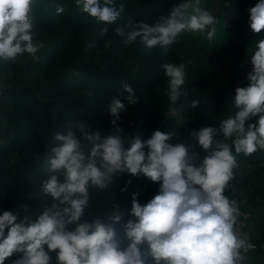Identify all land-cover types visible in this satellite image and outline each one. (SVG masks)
I'll return each instance as SVG.
<instances>
[{
    "label": "clouds",
    "instance_id": "1",
    "mask_svg": "<svg viewBox=\"0 0 264 264\" xmlns=\"http://www.w3.org/2000/svg\"><path fill=\"white\" fill-rule=\"evenodd\" d=\"M33 4L34 0H0V61L15 62L24 54L39 59L45 43L35 38ZM75 4L104 25L100 37L115 24L112 31L122 45L138 43L147 51L167 48L184 33H199L211 41L219 23L201 7V0H182L152 24L132 20L117 24L125 4L117 6L116 0ZM55 8L57 15L64 12L62 5ZM247 11L250 30L261 33L264 0ZM111 44L108 40L105 47ZM248 62L252 66L248 84L235 89L234 114L218 125L189 132L203 156L192 144L169 143L174 133L157 129L142 139L120 127L125 102L134 106L140 99L126 82L108 106L112 120L107 134L79 121L71 122L63 134H54V144L47 145L43 155L33 154L46 174L39 189L47 202L35 219L29 215L20 219L13 210L0 214V264L12 257L11 264H244L255 245L240 230L243 213L237 201L225 192L235 191L231 181L237 156L264 150V39L256 41ZM191 63L162 64L167 79L163 93L172 103L188 95L182 89ZM199 104L193 99L188 106L196 109ZM123 174L159 182L158 193L145 204L138 201L139 192L133 193L130 210L112 202L86 218L87 210L95 208L90 203L93 195L106 193ZM120 191H127V186ZM21 207L27 210V205Z\"/></svg>",
    "mask_w": 264,
    "mask_h": 264
},
{
    "label": "rangeland",
    "instance_id": "2",
    "mask_svg": "<svg viewBox=\"0 0 264 264\" xmlns=\"http://www.w3.org/2000/svg\"><path fill=\"white\" fill-rule=\"evenodd\" d=\"M179 2L182 0H116L117 6L120 3L125 4V10L116 23L123 24L132 20L152 24L159 15H166L171 6ZM257 2L258 0H201V7L211 11L219 21L216 25V36L211 41L199 33H184L167 48L157 46L147 51L138 43L122 45L120 38L112 31L115 24L108 25V34L100 37L98 31L104 25L82 13L75 0H34L31 16L36 31L35 38L43 41L45 48L38 53V60L24 54L15 62L0 61V143L4 146L10 144L9 136L13 133L11 128L7 129L8 125L12 126L10 118L22 127L21 132L25 135L34 134L35 128L30 124L32 118L27 110L16 106L18 103L24 105V101H30L21 98L23 96H28L42 105L51 101L55 94V98L65 102L68 109L85 112L89 117L91 115L87 123L93 130L107 134L112 120L107 111L109 105L103 107L97 104L100 100L97 92H88L87 87L81 89L86 83L78 69L92 67L118 71L125 77L121 82L128 80L127 83L140 98L134 106L125 102L126 111L121 113L118 122L120 127L139 134L142 139L150 137L157 129L174 133L169 143L192 144L203 156L204 153L195 146L189 132L204 126L218 125L222 119L234 114L232 102L235 89L248 84L246 77L252 67L248 61L255 51L256 41L264 39V30L255 34L248 23L247 10ZM55 5H62L64 12L57 15ZM108 40L112 44L106 48L105 42ZM189 60L192 63L187 67L188 78L182 89L188 95L181 96L172 103L163 93V89L167 87L164 73L160 77L155 74L159 70L163 71V63L179 64ZM77 72L79 75L75 74ZM108 82L114 91L120 90L118 80L113 82L109 79ZM95 90L97 88L93 89ZM193 99L200 101L196 109L188 106ZM91 105L98 109L90 108ZM14 143V148L0 153V208L3 211L22 213V217L25 209L21 206L27 205V208L33 209L31 214H39L43 204L47 202L39 189V182L46 178V174L36 165L33 154L43 155L48 150V143L39 137L20 147V139ZM242 156L244 155L237 156L238 167L234 170V195L243 200L245 208L249 210V196L259 186L264 188V150L250 155L257 159L254 162H249ZM29 175L31 178L25 177ZM142 178L143 175L118 176L106 193L93 195L90 203L95 208L87 210L86 218L90 219L97 212H102L106 204H119L115 194L125 186H128L125 193L129 196L151 189L147 200L138 199L141 204L147 203L158 193L160 184L149 179L142 182ZM240 178L245 182L238 187ZM129 180L131 184L127 183ZM226 192L231 195V190ZM131 203L132 198L127 199L123 208L130 210ZM263 203L264 189L257 196L256 207L260 212L257 211L256 216L254 215V221L264 220ZM37 206L38 211L35 210ZM249 224L245 231L247 234ZM249 236L253 244L259 245L264 241V233L260 231ZM12 259L15 257L9 258L8 264H11Z\"/></svg>",
    "mask_w": 264,
    "mask_h": 264
},
{
    "label": "trees",
    "instance_id": "3",
    "mask_svg": "<svg viewBox=\"0 0 264 264\" xmlns=\"http://www.w3.org/2000/svg\"><path fill=\"white\" fill-rule=\"evenodd\" d=\"M78 71H80V73L82 74V79L86 83V85L81 86V89L82 88L84 89L87 87L86 89H88V92H95V93L97 92V94L100 97V100H98L99 103H97V104H99L103 107L105 105H109L112 98H116L120 93L123 92L122 84L125 82H121V79H123V78L125 79V77L123 75H120V73H118V71L100 70L98 68L93 69L92 67H90V68L89 67H87V68L81 67L78 69ZM162 73H163V71L159 70L158 72H156L155 75L157 77H160L162 75ZM136 74H139V72H137ZM148 75H150V74H148ZM115 77H117V78H115ZM109 79L112 80L113 82H114V80H118V84L121 85L120 90L114 91L113 88H111L109 86V82H108ZM119 81L122 84L119 83ZM127 82H128V80H126V83ZM155 84H156V82H155ZM95 88H97V90L93 91V89H95ZM194 88L195 87H193V89ZM189 89H190V87H189ZM54 95H53V99L51 101L45 102L42 105H39L38 101H36L34 99L32 100V98H30L28 96L21 97L24 100H30V101L28 103H26L24 101V105L18 103L16 106L20 107L21 109L27 110L28 115H30V117L32 118V121L30 124L35 128L33 130V133L35 135L34 134L25 135L23 132H21L22 127H20V125L17 122L13 121L10 118V121L12 122L11 123L12 126H9V125L7 126V129L11 128V130H13V133L10 134V136H9L10 137L9 138L10 144H8L7 146H4L0 143V153L1 152H8L12 148H14V145H15L14 142L17 139H20V144L18 145V147L22 146L23 144L25 145L27 143H32L33 141L37 140L38 137H39V139L46 141L48 143V145L54 144V140H53L54 134H56V133L63 134L65 132V128H67L71 122L79 121V122H86L87 123L90 120L91 115L89 117L88 116L89 114H87L85 112H79L77 109L76 110L68 109L66 107L67 106L66 103L65 102L63 103L61 100L56 99ZM17 97L20 98V96H17ZM90 108H92L94 110L98 109L95 105H91ZM242 157L246 158L247 161H249V162H254L257 160L256 158H254V156H242ZM36 175H38V174H36ZM143 178H144V176H143ZM143 178H142V180H143ZM142 182H144V181H142ZM233 183H234L233 186L235 188L236 179H234ZM127 188H128V186H127ZM139 193H140V195L138 196L137 199H141V200L145 201L146 197L149 195V193H151V189H147V190H144V191L139 192ZM127 194H128L127 192L121 193L120 190H118L117 193L115 194V196L119 199L120 206L122 208L126 205L127 199L132 198V196H129ZM230 196H229V198H230ZM32 210H33L32 208H27V210L25 209V215H29L33 219H35V217L38 215V212L31 214ZM35 210L38 211L39 206L35 207ZM248 211L250 213L249 221H248V224H249L252 213H251L250 209ZM21 214L22 213H20L19 215H21ZM127 218H130V217H126V219ZM117 227L119 230V226H117Z\"/></svg>",
    "mask_w": 264,
    "mask_h": 264
},
{
    "label": "crops",
    "instance_id": "4",
    "mask_svg": "<svg viewBox=\"0 0 264 264\" xmlns=\"http://www.w3.org/2000/svg\"><path fill=\"white\" fill-rule=\"evenodd\" d=\"M133 177V176H132ZM148 178H146L144 176L143 181H147ZM239 183L237 182V186H241L243 184L244 179L240 178V180H238ZM156 184H160L159 182H155ZM264 188L259 186L258 188L255 189V192L253 195L249 196L248 198V208L250 209L252 216L250 218V224H249V228H248V233L252 234L253 232H261L262 234L264 233V220H260V221H254L255 217L254 215L257 213V211L260 212V210H258V207H256L257 204V196L260 192V190H263ZM150 195V193H149ZM149 195L146 197V200L148 199ZM225 195H227L229 197L230 194H228V192H225ZM1 195H0V199H1ZM262 210H264V203L262 204ZM3 210L0 208V214H2ZM256 216V215H255ZM24 215L21 217L20 215V219H23ZM6 264H8V262L6 261ZM247 264H264V252H259L254 254V256L248 261Z\"/></svg>",
    "mask_w": 264,
    "mask_h": 264
},
{
    "label": "built area",
    "instance_id": "5",
    "mask_svg": "<svg viewBox=\"0 0 264 264\" xmlns=\"http://www.w3.org/2000/svg\"><path fill=\"white\" fill-rule=\"evenodd\" d=\"M233 181L234 180L231 181V184L232 185L234 184ZM234 194H235L234 191H231V195H233L232 196V199H234V200L237 201V203L239 205V208H240V211L243 213V215L239 218V227H240L241 232L242 233H245L246 228L248 226V221H249L250 213L245 208L244 201L243 200H239V198L237 197V195H234ZM116 199L119 202V199L117 197H116ZM119 204H120V202H119ZM254 245H255V249L253 251H249L248 253H246V260H245L244 264H247L248 261L254 256V254L259 253L258 252L259 250H262V252H264V241L261 244H259V245L255 244V243H254Z\"/></svg>",
    "mask_w": 264,
    "mask_h": 264
}]
</instances>
